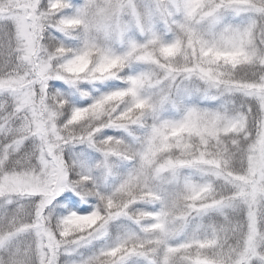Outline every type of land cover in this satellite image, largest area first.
Instances as JSON below:
<instances>
[{
    "label": "snow or ice",
    "instance_id": "obj_1",
    "mask_svg": "<svg viewBox=\"0 0 264 264\" xmlns=\"http://www.w3.org/2000/svg\"><path fill=\"white\" fill-rule=\"evenodd\" d=\"M0 264H264V0H0Z\"/></svg>",
    "mask_w": 264,
    "mask_h": 264
}]
</instances>
